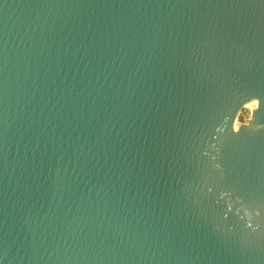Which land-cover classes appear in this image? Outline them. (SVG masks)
<instances>
[{"label": "water", "instance_id": "obj_1", "mask_svg": "<svg viewBox=\"0 0 264 264\" xmlns=\"http://www.w3.org/2000/svg\"><path fill=\"white\" fill-rule=\"evenodd\" d=\"M0 264H264V0H0Z\"/></svg>", "mask_w": 264, "mask_h": 264}, {"label": "bare ground", "instance_id": "obj_2", "mask_svg": "<svg viewBox=\"0 0 264 264\" xmlns=\"http://www.w3.org/2000/svg\"><path fill=\"white\" fill-rule=\"evenodd\" d=\"M237 125L243 130L246 126L245 125H242L240 122H239V118H238V123Z\"/></svg>", "mask_w": 264, "mask_h": 264}, {"label": "built area", "instance_id": "obj_3", "mask_svg": "<svg viewBox=\"0 0 264 264\" xmlns=\"http://www.w3.org/2000/svg\"><path fill=\"white\" fill-rule=\"evenodd\" d=\"M239 122L242 124V125H244L242 122H241V119L239 118Z\"/></svg>", "mask_w": 264, "mask_h": 264}]
</instances>
